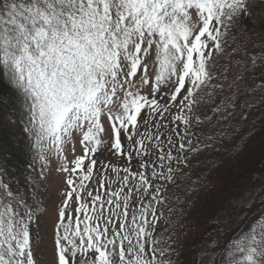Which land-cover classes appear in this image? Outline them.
<instances>
[{
	"label": "snow or ice",
	"instance_id": "6c2138e0",
	"mask_svg": "<svg viewBox=\"0 0 264 264\" xmlns=\"http://www.w3.org/2000/svg\"><path fill=\"white\" fill-rule=\"evenodd\" d=\"M254 6L256 0H0V85L15 96L32 163L46 167L52 154L68 174L56 264H179L172 236L156 234V206L166 197L150 182L172 181L173 169L169 163L165 174L152 164L178 159L172 148L199 152L189 138L194 125H211L205 141H221L254 111L264 116V47L255 55L246 45L225 48L230 29ZM76 142L83 155L70 168L65 146L74 152ZM105 149L127 166L97 169L92 157ZM154 150L157 160L146 161ZM25 181L34 183L31 175ZM250 195L241 207H259L245 214L246 230L206 251L207 264H264V189ZM40 212L0 162V264H37L32 227Z\"/></svg>",
	"mask_w": 264,
	"mask_h": 264
},
{
	"label": "trees",
	"instance_id": "16d2710c",
	"mask_svg": "<svg viewBox=\"0 0 264 264\" xmlns=\"http://www.w3.org/2000/svg\"><path fill=\"white\" fill-rule=\"evenodd\" d=\"M252 8L253 26L233 33L225 47L226 51L230 52L237 45H246L247 51L255 55L264 47V0H256V6ZM221 59L222 64L225 61L223 57ZM13 103L17 104L13 93L0 85V162L4 163L9 178L19 181L20 189L25 192L31 204L34 203L33 193L36 200L38 192V181L32 175L38 170L40 161L32 163L33 152L28 147L20 112L16 131L23 142L21 146H16L13 131L4 119ZM211 127L194 125L191 129L193 135L189 138L194 144L199 143V152H179L172 148L173 157L178 159L164 161V168H160L158 162L152 164L157 172L165 174L169 163L173 169L172 181L152 179L150 182L155 187H160V195L166 197L164 203L156 206L157 216H160L156 234L163 232L166 236H172V247L178 250L176 259L179 264L199 263L203 244L212 242L217 236L220 227L215 219L220 207L229 200L228 205L232 204L235 200L234 192H242L254 175L264 174V116L259 111H254L247 121L240 123L238 130L228 129L229 136L221 141H205ZM174 139L179 140L178 137ZM205 143L209 146L205 147ZM144 159L153 161L152 157ZM119 161L120 165L116 159L115 162L111 161L109 167L123 168L128 164L126 161ZM131 170L137 171V167L131 164ZM29 175L34 183L25 181V177ZM165 229L169 231L165 232Z\"/></svg>",
	"mask_w": 264,
	"mask_h": 264
},
{
	"label": "rangeland",
	"instance_id": "374dc122",
	"mask_svg": "<svg viewBox=\"0 0 264 264\" xmlns=\"http://www.w3.org/2000/svg\"><path fill=\"white\" fill-rule=\"evenodd\" d=\"M252 9L253 8H250V13H251L250 15L243 17L230 29L228 35L225 38L226 39L225 47L227 46L230 37L233 33L240 31V29L245 31V29H249L253 26L252 24L254 19L253 18L254 13L252 12ZM221 61H222L221 58L217 60L218 67L219 64H221ZM216 70L217 69H213V71ZM16 109H17V104L13 103L12 106L9 107V111L5 114L4 119L11 127V131H13V135L16 138V146L19 147L21 146L23 139L16 131V127L18 124V117H19V111H16ZM195 111H200V110L196 108ZM107 126L108 125L106 124L105 127L107 128ZM169 127L171 126L169 125ZM141 131H144V128H141ZM148 131L154 133L155 128H149ZM161 131L163 130L161 129ZM165 135L167 134L165 133ZM161 140H164V136H161ZM72 147H73L72 144L66 145L64 151V156L67 157L68 166L70 168L73 166L71 162L76 157L83 155V146L79 142L75 143L74 152L72 150ZM157 152L158 150L153 151V154L151 156L153 161H154V156H155V161L157 160V154H156ZM92 158L97 159V169H100L101 165L109 166L111 161L115 162V159L118 165H120L119 160H123L127 162V159L125 157H121L120 159H117L116 156L112 155L106 149L103 151V153L98 151ZM137 161L138 159L135 158L133 159V161H131V164L137 167L138 165ZM85 163L87 164V161H85ZM61 164L62 161L59 158H57L55 155L50 154L48 158L47 166L44 167L40 163L38 166V170L35 171L32 175V178L38 181L37 182L38 192L36 194V200L34 202L37 203L39 208L41 209V212L35 221V225H38V229L36 226L32 227V232L34 234V237L37 231L39 234V240L36 241L34 239V254L37 259V264H56V260H57L56 246H55L56 228L59 222V210L65 199L64 193L68 191V185L66 183L68 174L60 170ZM42 169H43V176H41L40 174ZM95 171L96 170H94L93 180L89 182V188L93 190H94V183L96 180ZM140 171H142V169H140ZM133 172H136V170H133ZM108 173H111L110 167H108ZM117 186L118 185L114 184L113 189H115ZM105 187H107V184L105 185ZM258 189H264L263 173L259 175H254L252 177V180H250L249 183H247L246 188L243 189L242 192L239 193L234 192L233 198H235V200L232 204L228 205L230 201L229 200L228 203H225L220 207L219 211L217 212V217L215 219V222L217 221V224L219 225L220 228H218L217 236L213 240V241H219V244L212 246L213 241L203 244L198 264H207L208 257L204 255L206 251L217 252L218 248H223L234 237L238 236L242 230H246L247 220L245 218V214L246 213L250 214L252 211H254L255 208L259 207V204H254L253 208L249 209V208L241 207V202L252 199L250 193H253ZM72 206L73 208L75 207V205ZM75 215L76 213L73 212V216Z\"/></svg>",
	"mask_w": 264,
	"mask_h": 264
}]
</instances>
